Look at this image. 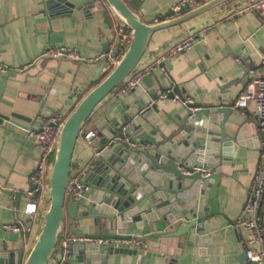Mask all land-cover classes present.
I'll use <instances>...</instances> for the list:
<instances>
[{"label": "crops", "instance_id": "crops-1", "mask_svg": "<svg viewBox=\"0 0 264 264\" xmlns=\"http://www.w3.org/2000/svg\"><path fill=\"white\" fill-rule=\"evenodd\" d=\"M47 1L51 0H0V261L8 264L11 261L24 264L28 250L22 247L21 235L8 230L6 226L22 217L36 234L41 213L48 206L44 198H34L32 195L30 176L38 151L34 143L25 138L21 128L38 129L45 118L60 113L74 89L102 65L107 64V61L92 63L89 60L103 54L114 56L122 53L131 39V31L127 27L121 26L114 17L111 18V25H108L99 10L88 5L89 0H53V4L46 5ZM141 1L143 3L140 15L143 21L153 24L157 16L165 14L171 8L179 7L183 0ZM241 2L244 0L226 3L181 27L155 34L149 51L165 47L166 43L173 41L174 37L185 29L203 19L213 18L218 11L226 12L233 7L231 5ZM78 7L80 9H77ZM57 13L61 15L48 21L51 14ZM202 31L207 36L205 41L181 54L171 57L167 54L160 59L165 62L164 68L155 67L157 64L153 67L155 76L159 79V82H156L153 78V89L168 80L184 87L185 98L189 101L200 95L206 100H211L217 95L221 99L220 103H235L249 82L261 75L264 18L246 8ZM56 46L72 48L84 60L77 62L44 57L49 48ZM127 95H122L121 91L111 94L95 110L83 128L82 138L85 140L84 136L93 132L95 138L101 140L102 135L97 125L114 119L117 108ZM128 107L133 109V104L130 103ZM233 110L231 123H226L227 131L234 135L240 130V142L246 146H240L237 151L233 146L226 148L220 158V161L225 160L226 163L222 166V181L218 192L221 214L209 217L202 230L193 227L190 234L180 238L156 239L140 246L118 242L111 245V252L107 250L109 246L99 247V254L86 250L90 244L80 245L79 249L69 256V261L75 264H247L246 241L253 232L240 233L236 230L235 223L243 212L249 188L258 170L261 139L258 132L255 134L257 128L251 110L234 107ZM123 113L120 114L121 118L127 114V110L124 109ZM184 114L185 109L177 99L160 102L158 112L151 115L156 121L155 124L138 117L143 128L139 133L136 132L138 139L142 140L150 135L157 143L163 144L166 151L180 150L186 145L187 139L182 133L184 131L178 128L177 120ZM9 121L18 127L11 126ZM153 126L160 128L162 132L152 134ZM168 137L173 138L165 139ZM256 137L259 138V143ZM147 147L156 150L154 144ZM235 151L236 156L233 155ZM212 158L215 161L206 168L214 173L220 167L215 155ZM157 172L154 170L155 174ZM139 175L143 182L148 180L145 177L146 172ZM76 177L80 178L78 175ZM153 187L150 183L141 186L138 182L131 186L135 199L148 208L146 213L142 214L145 218L143 222H146L142 228L144 235L151 232V222L157 223L159 231L165 230L166 226L160 219L170 215L171 209L182 210V204L183 208L193 206L200 217L210 206L208 190L202 194L198 191L165 192L167 199L164 201L154 195L156 188ZM149 188L154 190L153 193L147 198L143 197L149 193ZM92 192L93 189L89 185V193L85 199L89 205L92 204ZM31 203L39 205L37 218L24 212ZM262 212L264 213V208ZM142 216H138V220H142ZM128 218L131 221L133 215L129 213ZM183 228L184 226H181V229ZM88 232L94 234L98 229L92 227ZM111 233L136 235L139 230L131 223L128 230L115 228ZM64 234H72L69 227L61 235L60 243ZM256 247L260 249L259 242ZM113 250L123 252L115 254L116 251L112 252ZM103 255L106 258L100 259L99 256Z\"/></svg>", "mask_w": 264, "mask_h": 264}, {"label": "water", "instance_id": "water-1", "mask_svg": "<svg viewBox=\"0 0 264 264\" xmlns=\"http://www.w3.org/2000/svg\"><path fill=\"white\" fill-rule=\"evenodd\" d=\"M233 1L235 0H210L196 8L185 3L175 9H169L165 14H160L155 23L148 24L140 15L143 3L141 0H89L88 5L95 6L108 25H111V18L114 17L121 26L127 27L131 31V39L116 66L112 67L108 63L102 65L74 89L60 113L51 115L60 114L66 119L57 140L53 165L47 178L48 188L44 199L48 206L41 213L39 229L36 233L37 239L29 248L24 264H60L63 258L60 238L67 227L76 237L121 241L134 238L144 243L156 239L187 236L191 233V228L198 227L202 230L209 217L221 214L218 192L222 181V166L226 163L225 160L220 161V158L223 157L222 153L226 148L233 146V149L237 151L240 146H246L240 142V130L230 135L226 128V123H231L230 117L234 114V102L220 103L221 99L217 95H214L211 100H206L200 95V97H194L193 101H189L185 98V88L168 80L153 89V78L159 82L153 67L157 64L155 67L164 68L165 62L160 59L176 46L217 21L248 8L257 0H244L240 4L231 5L233 7L228 11H218L217 15L213 14V18L203 19L189 29H185L184 32L176 35L173 41L166 43L165 47L151 52L149 49L155 34L181 27L186 22ZM53 2L51 0L45 4L50 5ZM69 5L74 6L71 3ZM59 15L61 14H51L48 21ZM44 57L74 61L67 56L45 55ZM140 76L138 84L122 99L115 112V118L97 125L102 135L101 140H97L94 136L86 142L82 138V131L95 110L111 94L121 91L127 83ZM146 90H148L147 93H145ZM175 99L185 109L184 116L177 122L178 128L184 131L182 133L187 139L186 145L178 151L173 149L166 151L163 144L157 143L150 135L139 140L137 134L143 128L138 117H143L155 124L156 121L151 118V115L158 112L159 103ZM130 103L133 104V109L128 107ZM73 106L75 108L71 111ZM124 109L127 110V114L121 118L120 114H124ZM125 127L128 128L125 130ZM152 128V134L162 132L160 128L154 126ZM255 134L257 135V130ZM256 139L259 143V138L256 137ZM260 139H264V133L261 134ZM151 144L156 145L157 151L147 147ZM236 151L233 152L235 156ZM214 155L218 159L217 164L220 168L212 175L205 177L201 171L195 170L196 166L206 168L207 165H211L215 161L212 158ZM182 166L186 168V172L181 171ZM154 170L158 172L155 174ZM142 172H146L145 177L148 179L144 182L139 175ZM77 175L93 189L91 205L85 200H77L74 196L67 194L70 180ZM137 182L141 186L150 183L154 189L156 188L154 195L164 201L167 199L165 192L198 191L202 194L208 190L210 206L200 217L193 206L183 208L184 204H182V210L171 209L170 215L160 219L166 226L165 230L159 231L157 223L151 222V232L144 235L142 228L146 222H143L145 218L142 214L146 213L148 208L133 196L131 186ZM33 190L32 185V192ZM148 190L149 193L143 197H149L154 191L151 188ZM32 195L34 198L37 197L35 193ZM129 213L133 215L131 221L128 220ZM138 216H142V220L139 219V221ZM131 223L136 225L139 234L111 233L115 228L128 230ZM181 226L184 228L181 229ZM92 227L97 228L98 232L89 234L88 231ZM80 245L87 246L85 243L71 242L70 255L76 252ZM86 250L94 254L100 253V248L93 245H89ZM107 250L111 252V246ZM112 252L119 254L123 251L113 250ZM78 254L81 255V253ZM123 254L125 255L126 251ZM99 257L106 258L104 255ZM0 264L8 263L0 261ZM9 264L15 263L11 261Z\"/></svg>", "mask_w": 264, "mask_h": 264}, {"label": "built area", "instance_id": "built-area-1", "mask_svg": "<svg viewBox=\"0 0 264 264\" xmlns=\"http://www.w3.org/2000/svg\"><path fill=\"white\" fill-rule=\"evenodd\" d=\"M210 0H202L197 2L196 0H183L181 5L188 3L192 8H196L199 5L209 2ZM248 10L257 12L262 18H264V0H257L253 2ZM207 38L204 31L199 32L197 35L190 37L187 41L179 44L168 54L169 57L181 54L194 46L199 45ZM124 52L117 55L103 54L95 59H90L89 62L107 61V63L114 67L118 64L122 58ZM48 56H67L74 61H83L84 58L79 55L74 49L67 47L56 46L49 48L46 52ZM262 71L261 75L254 77L246 87V89L240 94L236 102L234 103V109H249L254 117V122L257 128L258 135L261 136L264 133V54L261 60ZM3 68V67H2ZM155 70V68H154ZM141 79L135 78L133 81L127 83L121 90V94H125L133 89ZM252 106V109H250ZM65 122V118L61 115L49 116L45 118L38 129L34 128H21L26 139L31 140L37 148L38 157L34 170L30 176L31 184L34 186L32 192L35 193L40 199L44 198L48 188L47 178L53 165L55 148L57 140L61 131V128ZM9 124L14 127H18L11 121ZM128 127H125V130ZM95 133L89 132L84 136L86 141H90L94 138ZM195 170L201 171L205 177L213 174L211 170L205 167L196 166ZM182 172H186L184 166L180 167ZM89 193V186L84 183L80 178H72L67 187V194L74 196L77 200H85ZM38 198V199H39ZM38 202V201H37ZM37 203L29 204L24 212L27 215H32L37 218L38 207ZM264 208V139H261V158L258 166L257 173L249 188L248 198L246 200L243 212L235 223V228L238 232L251 233L250 238L246 241V257L247 264H264V221L263 210ZM33 217V218H34ZM6 228L12 232H17L21 235V244L24 250H29L31 245L37 239V234L32 229V226L23 221L22 217L14 223L8 224ZM73 241L79 243L90 244L93 246H111L118 242H123L126 245L140 246L145 245L132 238L129 240H111L105 238L94 239L91 237H76L73 234H64L61 240L60 246L63 251V258L60 264H75L69 261L70 256V244ZM260 243V249H257V243Z\"/></svg>", "mask_w": 264, "mask_h": 264}]
</instances>
